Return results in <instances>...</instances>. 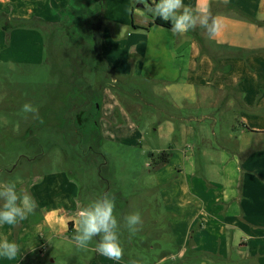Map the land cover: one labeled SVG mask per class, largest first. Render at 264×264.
<instances>
[{"label":"crops","instance_id":"crops-1","mask_svg":"<svg viewBox=\"0 0 264 264\" xmlns=\"http://www.w3.org/2000/svg\"><path fill=\"white\" fill-rule=\"evenodd\" d=\"M102 1L105 66L114 75L143 77L168 96L172 112L154 132L159 139L177 133V140L151 150L171 154L155 177L165 211L178 218L172 229L179 261L264 264V0H183L219 20L213 39L199 26L174 35L154 24L157 17L146 10L153 0ZM98 11L93 0H0V61L43 59L42 36L26 29L8 34L2 29L8 22L47 28ZM192 138L195 150L187 147ZM32 189L41 212L35 234L65 238L77 228L78 185L64 172Z\"/></svg>","mask_w":264,"mask_h":264},{"label":"rangeland","instance_id":"rangeland-1","mask_svg":"<svg viewBox=\"0 0 264 264\" xmlns=\"http://www.w3.org/2000/svg\"><path fill=\"white\" fill-rule=\"evenodd\" d=\"M26 28L36 31L29 25ZM54 40L53 58L49 59L43 50L39 63L0 61V184L14 183L18 194L31 195L35 189L32 186L43 177L64 172L66 179L78 185L76 200L80 210L104 194L114 196L123 259L110 260L98 254L94 249L99 237L88 249L78 248L72 239L76 229L65 238L46 239L44 234H35V223L41 216L36 207L15 226H0L1 240L14 241L21 249L16 259L0 257V264H182L177 257V235L172 229L178 218L171 220V214L164 209V187L156 180L151 150L177 140V133L159 139L154 132L172 112L167 109L168 96L160 86L143 77H122L105 72L104 68L95 72L92 63L89 70L80 72L82 80L78 86L84 93L85 112L81 124H76L75 109L69 108L71 94L65 95L62 78V74L70 78L72 72L65 66L66 40ZM2 51L0 48V54ZM53 59H57L56 67L62 72L58 68L54 71ZM85 98H93L99 104L98 114ZM26 102L38 108L42 123L21 112ZM106 105L112 108L109 113H105ZM195 143L192 138L187 147L195 150ZM208 143L217 144L214 140ZM86 156L96 163L87 164ZM134 212L140 213L142 224L131 234L124 217ZM75 216L78 220L79 216ZM168 253L171 256L165 263L158 262Z\"/></svg>","mask_w":264,"mask_h":264},{"label":"clouds","instance_id":"clouds-1","mask_svg":"<svg viewBox=\"0 0 264 264\" xmlns=\"http://www.w3.org/2000/svg\"><path fill=\"white\" fill-rule=\"evenodd\" d=\"M146 10L151 15L170 22L174 35L185 34L199 26L206 31L209 39H213L221 27L219 20L208 9L194 10L185 6L183 0H155L152 4H146ZM21 112L31 114L33 119L43 122L38 108L31 103H24ZM0 202V226H15L27 219L37 206L29 193L18 194L16 185L11 182L0 184ZM114 209L115 197L104 194L79 211L76 234L72 237L78 248L88 249L93 239L99 237L94 249L98 254L110 260L123 259V248L118 235L119 225ZM124 221L131 234H135L139 230L138 226L142 224L139 212L126 215ZM20 253V246L16 242H10L7 238L0 240V257L13 260ZM130 264L137 262L130 261Z\"/></svg>","mask_w":264,"mask_h":264},{"label":"trees","instance_id":"trees-1","mask_svg":"<svg viewBox=\"0 0 264 264\" xmlns=\"http://www.w3.org/2000/svg\"><path fill=\"white\" fill-rule=\"evenodd\" d=\"M98 6L99 11L95 15L87 16V15H80V16H70L67 20H60L58 25L52 26V27H44V26H36L33 21H18L14 20L15 23L10 24L8 22L7 26H4L2 29L4 32L8 33L15 30V29H27L26 25L31 26L32 29L36 30L42 37H44V51L48 54V58L54 57V45L55 40L59 42V39H62L63 41L66 40V47H64L63 50L66 51L64 53L67 55L66 57V64L65 66L72 69L71 77H66L62 74V78L65 79V95L71 94L69 96V101L71 103L72 110L75 109V114L73 116V121H75L76 124H81L82 121V115L85 112V110H82L85 107L84 102V93L83 90L78 86V84L81 83L82 77L81 73L82 71H87L91 68V65L93 63V68L95 72H98L101 68H104L103 70L108 73H112V71L105 66L102 56H101V28H102V17H103V11H104V4L102 0H93ZM149 3V2H148ZM150 4V3H149ZM154 24L171 29L170 22H166L160 18H156L154 20ZM55 33V35H53ZM59 35V37L57 36ZM62 37H61V35ZM56 37V38H55ZM58 37V38H57ZM60 40V42H62ZM59 42V43H60ZM59 48L62 47L61 44L58 45ZM56 53V52H55ZM57 59L52 60V65L54 68V71L58 67L56 64ZM51 62V60H50ZM60 72L63 70H60ZM67 96V95H66ZM82 98V99H81ZM86 102L92 105V109L96 107L97 114H98V103L94 102L93 98L86 99ZM68 105L65 106V108ZM66 109V110H67ZM64 114V113H63ZM95 124V131L98 129V123L97 118L94 120ZM170 152L169 151H161L157 154H152L153 157V164L155 169H159L163 165L167 164L170 159Z\"/></svg>","mask_w":264,"mask_h":264},{"label":"flooded vegetation","instance_id":"flooded-vegetation-1","mask_svg":"<svg viewBox=\"0 0 264 264\" xmlns=\"http://www.w3.org/2000/svg\"><path fill=\"white\" fill-rule=\"evenodd\" d=\"M77 140H74V142H76ZM84 159H85V162L87 163V164H95L96 163V161L94 160V159H92V157H90V156H86V157H84ZM100 167V169H102L101 167H102V165L101 166H99ZM100 178H102V176L100 175ZM98 180H100L99 178H98Z\"/></svg>","mask_w":264,"mask_h":264},{"label":"built area","instance_id":"built-area-1","mask_svg":"<svg viewBox=\"0 0 264 264\" xmlns=\"http://www.w3.org/2000/svg\"><path fill=\"white\" fill-rule=\"evenodd\" d=\"M153 1H155V0H153Z\"/></svg>","mask_w":264,"mask_h":264}]
</instances>
